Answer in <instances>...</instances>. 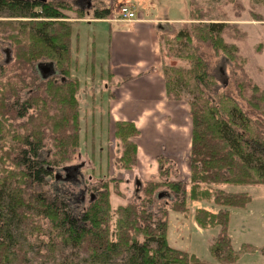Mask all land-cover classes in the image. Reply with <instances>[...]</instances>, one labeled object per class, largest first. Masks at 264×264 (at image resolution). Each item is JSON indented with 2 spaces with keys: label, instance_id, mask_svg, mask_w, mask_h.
<instances>
[{
  "label": "trees",
  "instance_id": "16d2710c",
  "mask_svg": "<svg viewBox=\"0 0 264 264\" xmlns=\"http://www.w3.org/2000/svg\"><path fill=\"white\" fill-rule=\"evenodd\" d=\"M111 13L105 5L82 9L63 0H0V18L25 19L15 22L19 26L12 23L13 27L0 22L14 59L10 56L8 65L0 67V140L6 134L12 139L0 144V264H237L242 249L255 247L243 244L235 249L229 233V208H245L251 196L225 188L264 186V124L251 120L232 96L209 93L217 81L192 42H205L237 60L236 47L221 36L224 24L194 26V32L186 22L167 40L166 49L165 36L160 38L167 98L183 101V93L191 97L187 102L192 119L191 174L186 180L173 181L174 163L159 156L158 177L166 181L151 178L145 182V199L120 204L115 222L110 182L103 183L79 212L69 198L57 197V187L54 197L49 191H37L56 178L54 170L69 163L80 144V81L71 77L78 61L76 57L73 61L74 23L69 19H107ZM164 51L169 57L187 60L190 66L167 65ZM44 62L54 66L47 78L35 75ZM240 69L237 87L241 93L250 88L249 103L261 111L264 89L252 84L241 64ZM25 89L29 90L27 97ZM140 133L133 121L114 122L115 139L124 148L120 163L125 167L138 165L133 139ZM162 187L168 193L159 192ZM167 198L171 205L165 204L156 213L150 209ZM188 202L217 207L216 211L198 207L194 214L200 228H218L211 246L215 263L168 242L170 213L186 211ZM42 219L48 222L44 230ZM46 229L50 231L48 241L40 236L48 233ZM41 247L47 249V255L41 256L45 261L35 263L34 255L40 254ZM70 247L87 256L69 259L65 249Z\"/></svg>",
  "mask_w": 264,
  "mask_h": 264
},
{
  "label": "rangeland",
  "instance_id": "374dc122",
  "mask_svg": "<svg viewBox=\"0 0 264 264\" xmlns=\"http://www.w3.org/2000/svg\"><path fill=\"white\" fill-rule=\"evenodd\" d=\"M63 1L73 5L80 2L78 0ZM167 1L162 3V7H165V4L168 6L172 4L170 0ZM186 1L188 4L187 8L188 10L190 9L186 17L187 20L176 24H163L161 34L165 36L162 37L165 49L168 44L167 40H172L186 22V26H189V28L192 25L194 32H196L194 26H202L207 23L224 24V32L221 36L226 44L236 47L237 52L234 54L237 55V60L232 59L231 55L227 56L224 52L217 51L213 46L205 42H198L197 39L192 42L194 47H198V53L203 57L204 61L209 64V72L217 81V85L209 93L212 96L216 94L232 96L236 103L251 117V120H260V123L264 124V101L262 102V110H256L249 103V97L252 95L250 88H247L241 93L237 87L238 78L242 75L240 69L241 64L247 76L252 80V84L264 89V0ZM96 2L97 4L95 6H108L111 8L113 15L115 14L117 17L120 15L119 11L122 5L118 1H113L110 5L102 4V0H96ZM183 4V0H174L173 3V6H179L178 10L181 16L184 14ZM81 8L87 9L86 6H82ZM19 20L25 19L0 18L1 23H14L16 26H19L16 23H21ZM69 21L74 23L73 34L75 28L77 32H80L82 41L80 48L77 50L76 42L74 41L73 43V61L78 57V62L76 66H73L71 74V77L77 79L80 77L81 79V81L79 80L80 91L78 93L81 117L80 144L70 162L64 167L54 170L56 178L50 180L47 186L38 187L37 191H49L48 193L54 197L57 192L53 188L57 187L59 189L57 197L61 199L69 198L74 210L79 212L82 206L86 207L91 198L98 194L103 183L110 182L115 222V209L120 204L128 201L140 203L141 200L145 199L144 189L147 185L144 184L145 182L151 178H154L155 181L165 182L166 178L160 179L158 173L156 176L150 177V174H152L151 169H144L140 165L139 159L137 167H125L120 163L119 157L122 155L124 148L121 142L116 141L114 136L115 120L111 117L108 106L109 97L105 90L107 82L106 80H100L98 75H92L90 72L92 68L91 61L88 66H85L87 57L90 60L92 58V52L89 51L90 49L88 50V37L92 36L94 27L90 26L87 21L75 26L77 21H79L75 17L69 19ZM11 26L13 27V24ZM104 26L106 31H108V27L106 25ZM2 28L0 25V67L8 65V61L11 58V61H14L12 44L4 39L5 34L1 32ZM194 38L196 37L194 36ZM104 51L107 54V47H105ZM165 53L164 51V55H166ZM10 56L12 57L10 58ZM164 60L167 65L185 68L190 66L187 60H181L167 55ZM44 64L47 63L44 62ZM74 68L75 72L73 70ZM35 75L42 77V73L38 68L35 71ZM28 80L30 81L29 78ZM109 86L112 85L109 84ZM28 91V89H25L24 97L28 96ZM182 95L183 101L172 100V103L169 104V112H165L162 116L159 114L156 115L158 119H153L156 124H149L150 126L147 128V131H143L142 133L144 137L147 134L151 139H158L157 152H160L159 149L161 147L166 150V154L162 155L160 153V156H166L174 163L175 172L171 177L173 181H184L191 174L189 153L188 155L185 153L188 152V146L185 144L186 141L184 143L185 147H175L168 144L171 143L169 142L171 140L175 141V133L179 128L178 126H185L182 128L187 133L185 135L187 139L188 131H190V127L192 126V119L189 115V107L187 104L191 97L184 93ZM31 113H34V111H31ZM167 114L169 119L165 121L164 118H166L165 115ZM185 115L186 123L183 121ZM25 121L27 122L28 118ZM21 134H23V130ZM142 138L140 133L139 137L133 139L137 146ZM11 140V136L7 137L6 134L0 140V144H4L5 142L11 143ZM46 143L51 145L50 140H46ZM162 143H164V146ZM153 154L147 151L143 155V159L150 158V156L153 159ZM138 180L143 183L142 187H140ZM166 189L162 187L158 191L166 194L168 193ZM225 189L227 191L234 189L242 190L248 192L251 196V201L245 208H229L231 212L229 233L235 249L239 250L243 244H251L255 247L253 248L254 250L252 248L242 249L237 264H264V252H262V248L264 247V186L242 188L227 186ZM165 200L157 201L150 209L156 213L165 204H172L170 198ZM198 207L213 209L215 211L217 209L213 204L207 202H188L186 211L171 212L167 233L168 242L175 248L194 254L202 260L215 263L217 259L211 253V246L214 243V238L218 234V228L206 230L198 226L194 219V214ZM40 222L44 224L42 229L44 230L48 226V222L43 219ZM46 231L48 233L42 232L40 236L45 241H48L50 231L47 229ZM59 241L57 240V242ZM39 251V255H34V252L30 251L29 256L33 258L34 255L35 263L45 261L41 256L47 255L46 247H41ZM65 253L71 260H76L78 256H87L85 252L73 247L65 249ZM56 256L59 259V250H57Z\"/></svg>",
  "mask_w": 264,
  "mask_h": 264
},
{
  "label": "crops",
  "instance_id": "0c3cea01",
  "mask_svg": "<svg viewBox=\"0 0 264 264\" xmlns=\"http://www.w3.org/2000/svg\"><path fill=\"white\" fill-rule=\"evenodd\" d=\"M78 1L80 2L75 3L77 6H86L87 8L97 4L96 0ZM103 1L107 5L118 1L122 6L133 7L138 14V19L127 23L114 20L115 15L111 14L107 19L77 21L75 26L87 21L90 26L94 27L92 36L88 37V50L90 49L89 51L92 52V58L90 60L87 57L85 66H88L91 61L90 72L92 75H98L100 80H106L105 90L109 97L108 106L111 117L115 121H133L140 129L143 138L138 145V159L144 169H151L150 177H153L158 173L157 159L160 153L165 155L166 150L161 147L160 152H157L158 139H151L147 134L144 137L142 133L147 131L149 124H156L153 121V119H158L156 115L162 116L165 112H169V104L172 103V100L167 98L162 69L160 40L162 27L165 23L185 22L190 9L187 8L186 0H183V16L178 10L179 6H173L174 0H170L172 4L169 6L165 4V7H162V3L167 0ZM104 25L108 27V31ZM72 40L73 43L76 42V50L79 49L82 42L81 35L75 28ZM105 47H107V54L104 51ZM73 70L75 72V68ZM78 80L81 81L80 77ZM165 117L164 120L167 121L168 114ZM183 121L186 123V115ZM180 126L175 133V141L171 140L169 141L171 143L168 144L175 147L187 144L188 152L185 153L188 155L191 149L192 126L188 131V139L185 136L187 133L183 131L185 126H182L183 128ZM162 145L164 146V143ZM147 151L152 154L156 151L153 154V159L151 156L143 159V155Z\"/></svg>",
  "mask_w": 264,
  "mask_h": 264
},
{
  "label": "built area",
  "instance_id": "2783aa9c",
  "mask_svg": "<svg viewBox=\"0 0 264 264\" xmlns=\"http://www.w3.org/2000/svg\"><path fill=\"white\" fill-rule=\"evenodd\" d=\"M111 14L113 15V13ZM119 14L120 15L118 17L114 14V20L131 23L138 19L136 10L131 6L123 5L119 11Z\"/></svg>",
  "mask_w": 264,
  "mask_h": 264
},
{
  "label": "water",
  "instance_id": "95a60500",
  "mask_svg": "<svg viewBox=\"0 0 264 264\" xmlns=\"http://www.w3.org/2000/svg\"><path fill=\"white\" fill-rule=\"evenodd\" d=\"M37 68L41 71L43 78H47L48 76L52 75L54 72V66L51 63H47V64L40 63L37 66Z\"/></svg>",
  "mask_w": 264,
  "mask_h": 264
}]
</instances>
